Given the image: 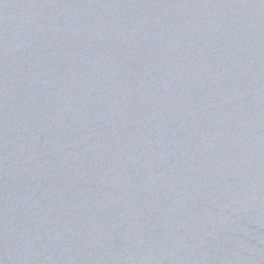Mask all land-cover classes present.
Returning <instances> with one entry per match:
<instances>
[{
  "label": "water",
  "instance_id": "obj_1",
  "mask_svg": "<svg viewBox=\"0 0 264 264\" xmlns=\"http://www.w3.org/2000/svg\"><path fill=\"white\" fill-rule=\"evenodd\" d=\"M0 264H264V0H0Z\"/></svg>",
  "mask_w": 264,
  "mask_h": 264
}]
</instances>
